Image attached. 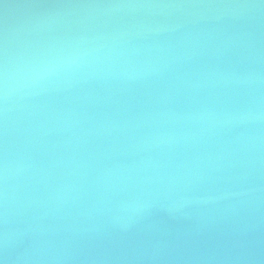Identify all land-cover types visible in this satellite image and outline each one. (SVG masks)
<instances>
[{"label":"water","instance_id":"obj_1","mask_svg":"<svg viewBox=\"0 0 264 264\" xmlns=\"http://www.w3.org/2000/svg\"><path fill=\"white\" fill-rule=\"evenodd\" d=\"M128 2L260 0H0V35L7 27L10 52L17 58L39 56L50 44L139 26L159 29L135 35L133 42L139 44L175 43L189 32L242 38L222 54L204 52L162 78L124 82L89 73L14 99L10 142L20 156L30 155L49 172L39 183L19 172L17 193L31 188L45 198L58 186H81L79 194L69 192L67 202L43 220L53 229L52 245L69 257L46 264H264V8L73 7ZM206 65L257 73L259 83L177 90L178 73H195ZM204 105L228 111L258 108V119L193 139L201 125L189 117ZM56 117L65 118L80 141L72 138L66 143L71 132L54 130L43 144L26 151L23 129L45 121L52 127ZM106 119L128 125L99 128ZM81 130L91 131L81 135ZM172 134L175 140L169 139ZM154 136H163L165 142H152ZM73 159L84 167L66 163ZM53 160L57 163L49 168ZM133 163L136 168L123 180L107 190L97 189L96 178L104 170ZM217 164L220 168L214 170ZM232 192L244 194L237 197ZM104 197L112 203L141 197L150 207L139 216L114 221L98 203ZM34 214L30 210L16 216V226L24 228ZM30 244L25 239L21 250Z\"/></svg>","mask_w":264,"mask_h":264},{"label":"clouds","instance_id":"obj_2","mask_svg":"<svg viewBox=\"0 0 264 264\" xmlns=\"http://www.w3.org/2000/svg\"><path fill=\"white\" fill-rule=\"evenodd\" d=\"M89 9H253L264 8V0L258 4L253 3H183V2H128L115 4H87L75 5ZM159 29L146 28L144 26L124 28L112 33H99L82 36L71 42L50 44L47 50L39 56L14 57L10 52L8 29L5 27L0 35V264H46L50 260L68 259L64 250H57L49 239L53 229L45 226L43 220L50 213L58 211L67 202L69 192L80 193L81 186L76 183L65 184L49 193L47 197L36 196L31 188L22 195L16 191L18 173H26L25 179L41 181L43 176L49 174L44 166H37L30 155L20 156L10 142V134L13 129L10 126L11 105L14 99L24 98L34 94L37 89L43 90L48 84L87 76L89 73L99 74L104 77L116 78L124 82L145 80L150 78H162L166 73L177 71V67L185 62L193 60L204 52L212 56L222 54L236 46L242 39L239 36L228 35L217 37L211 33L189 32L173 42L134 43L133 37L142 32H158ZM259 75L254 72L240 73L232 68H221L218 65H206L202 69L193 72L178 73L175 76L177 90L185 88L215 89L219 86H242L259 83ZM159 115H164L163 113ZM168 115L175 116L174 113ZM155 119L156 117L151 116ZM183 119L185 117H176ZM191 119L200 125L199 133H193V139L197 135L219 132L225 125L243 123L252 119H258V108L249 107L244 111L218 110L215 105H204ZM49 122H40L29 125L23 129L24 148H34L44 143V137L57 130L71 132V138L66 143H71L75 138L80 141V136L72 130L65 118H54L52 127H47ZM128 122L121 125L116 121L105 120L98 125L101 129L117 130L126 127ZM91 130H81V135H88ZM187 134L180 137L184 139ZM176 134L169 139L175 140ZM152 142L161 144L165 142L163 136H154ZM231 155V152L228 153ZM217 156L216 159H222ZM209 160L212 157L208 158ZM57 161L49 165L54 167ZM74 168L84 167L83 163L74 159L67 161ZM136 164H118L112 169L104 170L96 178V186L100 191L107 190L117 181L125 178V173L136 168ZM217 164L214 170H219ZM75 174V173H74ZM232 196H241L243 192L229 193ZM222 197H209L210 201ZM104 206V210L111 214L114 221L123 217H135L146 212L150 205L141 197L129 198L112 203L106 197L98 201ZM33 211L31 222L24 228L15 224V217L23 212ZM25 239H30L31 244L21 250Z\"/></svg>","mask_w":264,"mask_h":264}]
</instances>
